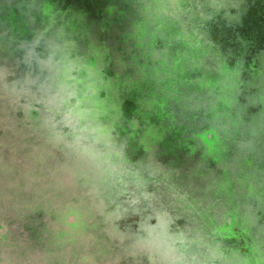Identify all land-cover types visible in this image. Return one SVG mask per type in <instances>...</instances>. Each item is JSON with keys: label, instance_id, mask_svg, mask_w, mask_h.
<instances>
[{"label": "water", "instance_id": "water-1", "mask_svg": "<svg viewBox=\"0 0 264 264\" xmlns=\"http://www.w3.org/2000/svg\"><path fill=\"white\" fill-rule=\"evenodd\" d=\"M226 1L0 0V264L143 251L115 230L140 176L188 218L159 223L152 261L264 264L263 0L237 16ZM235 234L245 250L224 243Z\"/></svg>", "mask_w": 264, "mask_h": 264}, {"label": "flooded vegetation", "instance_id": "flooded-vegetation-1", "mask_svg": "<svg viewBox=\"0 0 264 264\" xmlns=\"http://www.w3.org/2000/svg\"><path fill=\"white\" fill-rule=\"evenodd\" d=\"M128 149L132 150V153L138 154H141V151L144 150L140 144L133 141ZM147 183L148 182L144 176H140L136 180L129 182L130 204L128 206H121L119 210L121 218L116 221L115 225L116 231L125 233L123 249L129 251L134 246L142 243L144 245V250L138 251L132 255H124V252L120 253V257L118 256L117 258V264H165L157 252H153L154 261H152V256L146 245L150 240H161L162 237L160 236L161 230L159 229V223L162 222V220L165 225L168 226L169 233H172V229L176 231L175 229L188 222L187 214H185L184 210L180 207H175V198L172 199V197L166 194L164 189L149 187ZM118 203H123V199H116L114 206H117ZM172 205L175 208H172ZM150 228H152L155 233L152 238L147 234ZM224 238V243L227 242L229 244H234L245 250L242 245V238H239L236 234L233 238L227 236ZM185 248V251L181 252V255L184 258L194 255L190 249V245H185ZM163 254H165L164 250ZM191 262L192 260L190 259L185 260L184 264H191Z\"/></svg>", "mask_w": 264, "mask_h": 264}, {"label": "rangeland", "instance_id": "rangeland-1", "mask_svg": "<svg viewBox=\"0 0 264 264\" xmlns=\"http://www.w3.org/2000/svg\"><path fill=\"white\" fill-rule=\"evenodd\" d=\"M118 4L120 6H122L121 2L120 1H117ZM257 12V8H255ZM262 10L264 11V0L262 1ZM243 11V4H242V1L240 0H229V1H226L224 3V6L221 7V13H228L230 14L231 16H237L239 14H241ZM239 13V14H238ZM121 20V19H120ZM237 26L238 23H236ZM235 27H224V29H222V31L227 34L228 37H232L233 35H236L238 34V32L241 31L240 27H237V29H234ZM126 38L124 39V43H126ZM131 59V57H130ZM143 68V67H141ZM261 73V69H259L258 66L254 67L253 68V73H252V77L255 78L257 77V82H256V88L255 89H258L260 88L261 91L264 93V84H261L259 83L258 79H259V75ZM253 88V84H251L249 86V89H252ZM167 91V85H162V89L160 90V92L162 94H164L165 92ZM186 95H190V93H187ZM164 97V95H161V98ZM142 99H148V95H146L145 97H142ZM164 100L161 99V105H165V101L163 102ZM143 105H146V103H144ZM135 104H134V101L132 100H128L126 102H124L123 104V111H124V114L125 116L129 117V116H132L134 113H135ZM146 122V121H145ZM144 122V123H145ZM148 127H146V125H143L142 128H135L132 132H133V139L134 140H137V138L139 137H143V136H146L148 134ZM172 166V165H170ZM175 201L176 203L180 202L182 200L181 197H179L178 195H175ZM263 217H264V213H263Z\"/></svg>", "mask_w": 264, "mask_h": 264}, {"label": "trees", "instance_id": "trees-1", "mask_svg": "<svg viewBox=\"0 0 264 264\" xmlns=\"http://www.w3.org/2000/svg\"><path fill=\"white\" fill-rule=\"evenodd\" d=\"M133 150H134V148H133ZM234 241V240H233ZM235 242V241H234ZM235 244H236V242H235Z\"/></svg>", "mask_w": 264, "mask_h": 264}]
</instances>
